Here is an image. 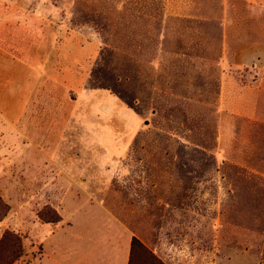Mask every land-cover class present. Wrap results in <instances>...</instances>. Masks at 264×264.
Listing matches in <instances>:
<instances>
[{"label":"rangeland","instance_id":"374dc122","mask_svg":"<svg viewBox=\"0 0 264 264\" xmlns=\"http://www.w3.org/2000/svg\"><path fill=\"white\" fill-rule=\"evenodd\" d=\"M257 56L250 0H0L13 264L112 262L129 235L166 264H264V122L243 114Z\"/></svg>","mask_w":264,"mask_h":264},{"label":"crops","instance_id":"0c3cea01","mask_svg":"<svg viewBox=\"0 0 264 264\" xmlns=\"http://www.w3.org/2000/svg\"><path fill=\"white\" fill-rule=\"evenodd\" d=\"M260 5L264 6V0H250ZM251 69L247 73V78L245 79V83L243 85V92H244V112L243 114L249 117L251 120L254 121H262L264 122V56L259 57L257 56L255 60L252 61ZM236 78L234 76H230L228 86H225V81L223 83V91L227 92V95L232 97H237V92L239 93L242 90L238 88L232 87L235 86L237 83L234 81ZM65 220H62L59 224L54 227V229H58L60 225H63ZM50 223L40 224L41 227L44 225H48ZM123 235L125 237L126 233L125 230L122 229ZM127 238V236H126ZM131 239L132 235H129L128 240L125 241L124 245L116 246L113 258L111 256L112 262L107 261L108 258L104 256L100 257V261L97 264H128L129 261V254H130V247H131ZM125 240V239H124ZM54 252V250H53ZM52 253V252H51ZM50 253L49 249H46L44 252V256L39 260L40 264H44L43 258H48L54 261L56 264L57 260L52 259V254ZM57 254V252H54ZM105 255V254H104Z\"/></svg>","mask_w":264,"mask_h":264},{"label":"trees","instance_id":"16d2710c","mask_svg":"<svg viewBox=\"0 0 264 264\" xmlns=\"http://www.w3.org/2000/svg\"><path fill=\"white\" fill-rule=\"evenodd\" d=\"M10 210V205L0 196V220ZM50 221H57L51 219ZM23 255L20 238L17 234L6 231L0 243V264H13ZM129 264H166L137 236L131 242Z\"/></svg>","mask_w":264,"mask_h":264}]
</instances>
